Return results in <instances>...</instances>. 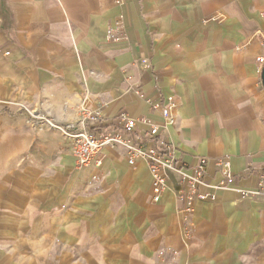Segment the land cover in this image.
Returning a JSON list of instances; mask_svg holds the SVG:
<instances>
[{
  "label": "crops",
  "instance_id": "1",
  "mask_svg": "<svg viewBox=\"0 0 264 264\" xmlns=\"http://www.w3.org/2000/svg\"><path fill=\"white\" fill-rule=\"evenodd\" d=\"M263 12L264 0H0V264H264V197L218 192L187 225L172 191L153 201L145 161L109 146L77 169L71 141L36 124L126 113L147 142L150 120L184 167L207 158L216 182L226 159L237 188L257 189Z\"/></svg>",
  "mask_w": 264,
  "mask_h": 264
},
{
  "label": "built area",
  "instance_id": "2",
  "mask_svg": "<svg viewBox=\"0 0 264 264\" xmlns=\"http://www.w3.org/2000/svg\"><path fill=\"white\" fill-rule=\"evenodd\" d=\"M264 21V12L261 14ZM116 27L121 31L119 35L110 32L113 42L123 40L124 31L122 20L116 22ZM258 37L264 48V35L259 32ZM6 55H9L8 53ZM260 70L264 69V56L257 59ZM177 108L176 99L168 97L161 103V112L166 124L174 120V111ZM80 118L70 126L61 127L43 114L36 117L37 125H45L52 129L60 130L72 143V154L77 169H85L96 162L97 157L109 146L123 148L127 153L130 166H135L139 161H145L149 166L151 175L152 199L159 202L163 195L172 191L175 198L184 204L181 213L184 221H188L194 212L197 201L214 200L216 193L221 191H237L243 197H264V177L257 189L242 190L236 187V177L233 174L230 162L226 159L215 161V168L220 179L214 182L210 172V160L204 157L197 159L195 166L189 169L176 157V149L163 140H158L160 129L150 120L147 138L144 142L140 137L134 136L137 121L126 113H120L115 120L105 118L100 110H90L86 107L78 108ZM116 121L119 126H115ZM171 174L177 175L179 186L172 189L170 186ZM205 190V192H204ZM190 235V231H186ZM161 256L164 255L162 251Z\"/></svg>",
  "mask_w": 264,
  "mask_h": 264
},
{
  "label": "water",
  "instance_id": "3",
  "mask_svg": "<svg viewBox=\"0 0 264 264\" xmlns=\"http://www.w3.org/2000/svg\"><path fill=\"white\" fill-rule=\"evenodd\" d=\"M262 83H263V86H264V69L262 71Z\"/></svg>",
  "mask_w": 264,
  "mask_h": 264
}]
</instances>
